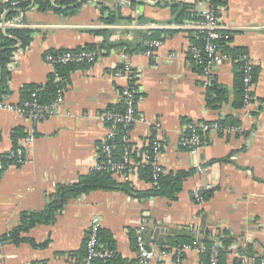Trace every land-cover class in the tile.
I'll list each match as a JSON object with an SVG mask.
<instances>
[{
	"label": "crops",
	"instance_id": "1",
	"mask_svg": "<svg viewBox=\"0 0 264 264\" xmlns=\"http://www.w3.org/2000/svg\"><path fill=\"white\" fill-rule=\"evenodd\" d=\"M51 2L58 6L55 0ZM181 2L197 12L208 4L204 0H79L77 11L65 14L53 8L41 10L32 0L29 8L13 19H6V11L0 15L3 30L11 27L8 22L12 20H17L16 26L32 29L30 42L23 47L17 42L8 63L6 98L13 104L26 97V85H46L56 73L46 58L49 53L73 49L98 52L95 62L68 72L60 90L64 102L57 115L34 120L11 111L0 112V154L15 150L30 136L34 138L23 148L24 162L11 164L0 174V237L10 235L21 223L23 212L46 211L58 184L72 183L94 170L109 130L100 116L120 103L125 81L114 73L127 62L139 73L137 110L141 118L132 129L131 141L147 151L148 141L157 134L166 144L160 162L165 173L195 170L174 200L103 189L72 198L55 211L53 221L20 232L25 239L22 242L9 237L0 240V264H82L94 220L109 238L102 242L104 248H113L122 259L140 264L137 230L144 215L146 235L160 248L165 249L169 236L192 226L210 231V237L224 229L235 238L226 264H236V258H241L242 264H252V258L241 253L249 245L260 260L264 256V0H221L217 4L228 48L221 50L224 58L219 57L214 66L213 79L229 91L228 100L218 108L207 105L204 78L190 52L191 36L172 26L179 22L180 14L173 5ZM111 14L115 15L113 22L107 21ZM106 28L113 31L110 42H129L131 49L127 45L101 47L104 36L95 31ZM153 29L165 30L157 52L148 56L135 50L142 43L139 33ZM240 54L249 57L257 75L247 108L236 106ZM188 121L197 125L223 122L225 127L241 129L206 132L202 146L192 152L180 145ZM15 129L22 135L15 136ZM143 176L138 169L130 180L114 177L130 181L139 191L152 189L153 182ZM195 191L203 202L195 198ZM208 191L211 193L205 197ZM156 230L162 240L155 237ZM202 235L193 242L206 247ZM203 253L193 249L181 255V262L170 254L146 264H206Z\"/></svg>",
	"mask_w": 264,
	"mask_h": 264
},
{
	"label": "built area",
	"instance_id": "2",
	"mask_svg": "<svg viewBox=\"0 0 264 264\" xmlns=\"http://www.w3.org/2000/svg\"><path fill=\"white\" fill-rule=\"evenodd\" d=\"M185 1V0H184ZM208 2L201 11L198 12L200 18L186 19L183 22L173 23V27L188 31L189 35L194 38L190 45V52L193 62L200 68V73L204 78L203 86L208 88L214 78V66L217 64L219 57L222 56L220 40L228 35L223 33L224 25L220 22L218 14V5L213 3V0H204ZM14 1L13 5L18 4ZM7 24V23H6ZM8 25H17V20L8 22ZM3 26L0 20V27ZM203 39V46L196 43L197 40ZM149 47L143 52L145 55L153 56L159 47L162 46L160 39H150L145 42ZM98 57L97 51L90 50H68L61 53H49L47 60L52 63H80V62H95ZM224 58V56H222ZM232 58L225 56V58ZM240 61L243 62L245 72L244 85V108H247L253 99V66L246 54L239 55ZM132 70L130 63H126L124 68L117 70L114 75L123 78L125 85L120 89V102H123L125 108L123 111H107L100 117L108 124L109 130L107 138L101 145V159L96 163L94 169L112 173L114 176H121L125 180H130L138 174V169L141 166L150 165L153 167V179L157 180L161 173L164 172L160 165L163 151L166 148L165 141L155 135L148 141L149 150H142V147L133 144L131 141V132L134 125L140 120L141 116L137 110L138 103V75ZM63 94H59L56 99L48 104L39 103L37 100L23 101L19 104H13L7 98L0 99V112L11 111L19 116L32 118L34 120H43L51 116L57 115L63 104ZM188 128L192 129L191 134H185L180 139V145L188 148L192 152H197L204 143L199 131L204 133L209 131H239L240 126L225 127L219 122H203L201 124H191ZM159 131V127L155 128ZM33 136L26 138L21 145L9 152L11 158H15L14 165L23 163V148L33 140ZM124 142V151L117 157L114 153L116 142ZM1 166V162H0ZM195 198L203 202V197L199 191H195ZM147 218L144 215L140 227L137 230V254L140 259V264H146L150 260H163L166 256L172 254L177 256V260L181 262V255L189 250L195 249L198 252H204L207 248L199 245L197 242L182 243L177 246L165 250L160 248L156 242L151 240L146 235ZM193 235L196 239L201 236V230L192 228ZM86 256L82 264H96L97 260L107 262L115 251L104 248L100 245V224L94 220L87 239H86ZM220 243L215 240L209 247L210 264H220ZM264 264V256L260 260Z\"/></svg>",
	"mask_w": 264,
	"mask_h": 264
},
{
	"label": "trees",
	"instance_id": "3",
	"mask_svg": "<svg viewBox=\"0 0 264 264\" xmlns=\"http://www.w3.org/2000/svg\"><path fill=\"white\" fill-rule=\"evenodd\" d=\"M14 1H18L19 3L13 5ZM79 0H55V6L52 4L51 0H35V4L39 6L41 10H45L47 8H53L56 12L59 13H74L77 11L78 7L81 3H78ZM32 0H9L6 3H0V15L6 11V19H13L16 15L21 12H25ZM214 4L221 3V0H213ZM180 4V3H179ZM174 4V11H180L178 21L183 22L186 19H198L200 15L197 11L193 10V6L181 2ZM105 9V8H103ZM115 15L111 14L110 17L107 18V21L113 22L115 21ZM140 20H143L140 18ZM165 30L162 29H153L150 32H140L139 35L142 38V43L140 42L139 47H134L135 50L139 49L142 52H145L148 49V45L145 43L150 39H162L161 32ZM168 32V31H167ZM96 34H102L104 36L103 42L100 44L101 47L106 46H118V45H127L130 46L129 42H120L118 44L110 42V37L113 33L111 29H99L95 31ZM223 33L226 35L227 33L223 30ZM32 29L28 27H19V26H11L7 27L6 30L0 28V99L6 98L9 94L8 90V77H9V69L8 63L11 59V56L15 52L16 48L14 47L17 42L22 43V47L27 45L31 40ZM228 35V34H227ZM228 37L220 40L221 50H225L228 47L225 45L228 40ZM192 40H195L191 37ZM203 39H199L196 41L197 44L203 46ZM99 45V46H100ZM90 48H94L95 45H87ZM87 47V48H88ZM131 49V48H130ZM73 50H90V49H73ZM68 50L58 51L54 53L66 52ZM94 51V50H90ZM235 55V54H234ZM88 62H80V63H56L54 64L56 68V73L50 77L48 84L46 85H38V84H28L23 88V92L25 93V98L23 101L37 100L39 103L48 104L53 102L56 97L60 94V90L63 87V83L65 82L68 72H71L77 66L81 64H86ZM241 72H238L236 82H235V96L237 97L236 106L243 107L244 105V94H245V85H244V77L245 72L243 69V62L239 61ZM257 75L256 71L253 68V81H256ZM229 91L228 89L217 83L216 79H213L212 84L207 88V105L210 108H218L224 101L228 100ZM125 105L123 102H120L116 105H111L108 111H123ZM188 126L191 124H195L192 121H188ZM223 124V122H222ZM226 124H223L225 126ZM16 135H22L20 133V129H15L14 131ZM192 129L188 128L186 134H191ZM201 133L202 140L204 142L205 135L203 131H199ZM124 142L118 141L116 142V147L114 148V153L117 157H119L124 151ZM18 145L14 149H16ZM149 150V148L147 149ZM15 158H11L9 152L0 154V174L4 171L9 165L14 164ZM24 162V158H23ZM139 171L144 175L143 177L149 181H152L154 186L152 189L147 191H139L131 186L130 181L121 182L117 180L114 175L110 172L100 171V170H92L90 173L83 175L79 178V180L74 181L69 184H58L55 193L53 194V201L48 207L46 211H31V212H23L21 216V223L15 227L8 236L12 238L15 243H20L24 238L20 236V232L26 231L36 225L37 223H49L55 218V211L62 208L70 199L77 198L83 194L89 193L93 190H122L130 195L138 196V197H150V196H166L172 200L176 199L177 194L181 191L183 187L184 181L194 173L193 170H181L178 172H170V173H161L157 180L153 179V167L150 165H145L139 167ZM210 191L206 192L205 197L210 195ZM192 226H186V228L181 231V233L174 234L169 236L167 241L164 243L165 249H170L174 246H177L182 243H193L195 236L193 235ZM202 241L206 244L205 253H203L206 264H210L209 257L210 251L209 247L214 243L217 239L220 243V264H226V258L228 253L230 252V247L234 242V237L227 230H219L215 236L210 237V231H202ZM103 235V238H102ZM7 235L1 236L0 240H4L8 238ZM109 242L108 236L104 232H101L100 229V245L103 247L102 242ZM115 251V254L107 261L103 262L102 260H97L96 264H134V261H126L122 259L117 251L113 248H109ZM241 253L246 254L249 258H252V264H261L260 257L257 256L256 252L252 249V246H247L245 249L241 250ZM241 258H236V264H242Z\"/></svg>",
	"mask_w": 264,
	"mask_h": 264
},
{
	"label": "water",
	"instance_id": "4",
	"mask_svg": "<svg viewBox=\"0 0 264 264\" xmlns=\"http://www.w3.org/2000/svg\"><path fill=\"white\" fill-rule=\"evenodd\" d=\"M155 237L157 238V240H162L161 238H158L159 236H158V231L157 230L155 231Z\"/></svg>",
	"mask_w": 264,
	"mask_h": 264
}]
</instances>
